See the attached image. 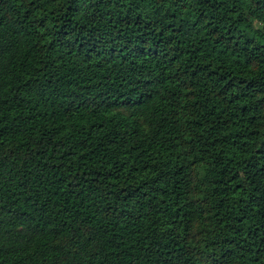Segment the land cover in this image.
Returning a JSON list of instances; mask_svg holds the SVG:
<instances>
[{"label":"trees","instance_id":"16d2710c","mask_svg":"<svg viewBox=\"0 0 264 264\" xmlns=\"http://www.w3.org/2000/svg\"><path fill=\"white\" fill-rule=\"evenodd\" d=\"M0 264H264V0H0Z\"/></svg>","mask_w":264,"mask_h":264}]
</instances>
